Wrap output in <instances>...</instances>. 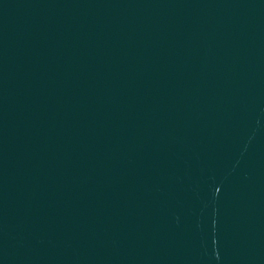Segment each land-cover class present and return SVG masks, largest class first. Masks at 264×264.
Wrapping results in <instances>:
<instances>
[{
	"label": "water",
	"instance_id": "obj_1",
	"mask_svg": "<svg viewBox=\"0 0 264 264\" xmlns=\"http://www.w3.org/2000/svg\"><path fill=\"white\" fill-rule=\"evenodd\" d=\"M0 264H264V0H0Z\"/></svg>",
	"mask_w": 264,
	"mask_h": 264
}]
</instances>
